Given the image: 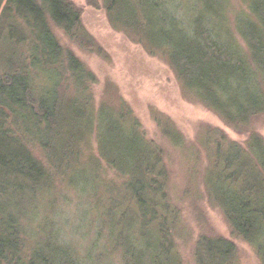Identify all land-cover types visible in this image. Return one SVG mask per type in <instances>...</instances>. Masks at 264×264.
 Wrapping results in <instances>:
<instances>
[{
  "label": "trees",
  "instance_id": "trees-1",
  "mask_svg": "<svg viewBox=\"0 0 264 264\" xmlns=\"http://www.w3.org/2000/svg\"><path fill=\"white\" fill-rule=\"evenodd\" d=\"M241 2L103 0L116 29L166 57L185 95L236 130L264 114V0ZM56 28L102 53L72 1L0 0V264H183L176 240L183 214L163 148L146 137L128 105L95 112L96 78ZM156 119L166 140L189 149L170 120ZM93 134L98 156L89 146ZM200 139L209 202L264 264V138L251 130L240 143L207 127ZM103 162L123 180H106L108 197L94 200L105 199V209L84 252L52 207L60 200L57 181L88 189L94 199ZM13 190L28 201L18 217L3 208ZM193 259L240 264L236 244L221 236L199 237Z\"/></svg>",
  "mask_w": 264,
  "mask_h": 264
},
{
  "label": "rangeland",
  "instance_id": "rangeland-1",
  "mask_svg": "<svg viewBox=\"0 0 264 264\" xmlns=\"http://www.w3.org/2000/svg\"><path fill=\"white\" fill-rule=\"evenodd\" d=\"M70 1L81 9L82 21L102 53L82 48L61 29L56 28V33L65 49L73 51L96 78L90 83L95 112L101 106L115 112L122 105H128L141 123L146 137L155 140L164 150L171 173V195L183 214V231L176 239L183 264H195L194 247L203 235L221 236L233 241L238 248L240 264H262L253 247L233 233L223 212L214 207L206 196L203 174L208 165V152L200 135L205 128L213 127L221 129L227 138L240 143L247 140L251 130L264 138V114L254 117L250 129H234L216 111L185 95L166 57L152 54L143 43L133 41L123 30L116 29L110 22L103 0ZM233 1L236 6L242 3L241 0ZM241 45H245L242 40ZM158 116L170 120L182 132L189 149L175 148L162 136L156 119ZM89 146L91 152L98 156L95 134ZM102 166L105 172L100 169L102 181L96 186L94 199L93 192L90 195L88 189L84 192L74 185L64 186L57 181L60 200L52 207L57 209L58 219L66 218L69 221L65 226V235L68 232V237L75 238L79 250L84 252L97 237L98 225L102 223L100 215L105 209V199L96 205L94 200L101 195L108 197L106 180L119 184L123 180L115 169L104 162ZM91 189L94 191V187ZM19 195V191H11L9 201L3 206L16 217L28 202ZM100 249L97 247L95 252L98 254ZM101 263L109 264L108 258L104 262L102 259Z\"/></svg>",
  "mask_w": 264,
  "mask_h": 264
}]
</instances>
